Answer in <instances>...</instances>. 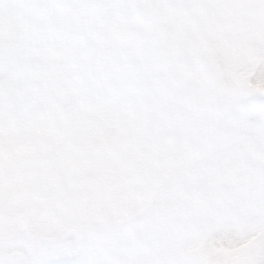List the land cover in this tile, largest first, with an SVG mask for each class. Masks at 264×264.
Returning <instances> with one entry per match:
<instances>
[{
  "label": "snow or ice",
  "instance_id": "obj_1",
  "mask_svg": "<svg viewBox=\"0 0 264 264\" xmlns=\"http://www.w3.org/2000/svg\"><path fill=\"white\" fill-rule=\"evenodd\" d=\"M0 264H264V0H0Z\"/></svg>",
  "mask_w": 264,
  "mask_h": 264
}]
</instances>
